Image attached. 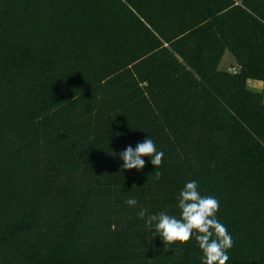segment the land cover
Segmentation results:
<instances>
[{
  "label": "trees",
  "instance_id": "obj_1",
  "mask_svg": "<svg viewBox=\"0 0 264 264\" xmlns=\"http://www.w3.org/2000/svg\"><path fill=\"white\" fill-rule=\"evenodd\" d=\"M250 80L264 84V0H0V264H202L194 237L164 245L146 223L179 218L191 180L219 200L227 264H264ZM149 138L162 165L123 169Z\"/></svg>",
  "mask_w": 264,
  "mask_h": 264
},
{
  "label": "clouds",
  "instance_id": "obj_2",
  "mask_svg": "<svg viewBox=\"0 0 264 264\" xmlns=\"http://www.w3.org/2000/svg\"><path fill=\"white\" fill-rule=\"evenodd\" d=\"M119 156L123 161V169L141 170L145 167V156L151 158L155 168L160 167L164 152L158 151L153 140L149 138L138 142L135 148L127 146ZM137 203L135 198L126 200L130 207H135ZM219 207L217 198L201 195L197 181L191 180L186 182L179 193V218L161 211L159 214L149 215L146 223L150 227L154 225L155 232L162 238L164 245H183L194 237L203 253L202 264H227V253L234 242L226 227L217 218ZM139 215L144 219L145 210H141Z\"/></svg>",
  "mask_w": 264,
  "mask_h": 264
},
{
  "label": "rangeland",
  "instance_id": "obj_3",
  "mask_svg": "<svg viewBox=\"0 0 264 264\" xmlns=\"http://www.w3.org/2000/svg\"><path fill=\"white\" fill-rule=\"evenodd\" d=\"M235 65H236L235 61L230 55V53L226 52L221 62L220 69L229 71L230 69L234 68ZM247 85L250 90L262 94V102L264 104V93H263L264 84L262 82L250 80L248 81Z\"/></svg>",
  "mask_w": 264,
  "mask_h": 264
},
{
  "label": "built area",
  "instance_id": "obj_4",
  "mask_svg": "<svg viewBox=\"0 0 264 264\" xmlns=\"http://www.w3.org/2000/svg\"><path fill=\"white\" fill-rule=\"evenodd\" d=\"M229 72L235 74L236 73V69L232 68V69L229 70Z\"/></svg>",
  "mask_w": 264,
  "mask_h": 264
}]
</instances>
